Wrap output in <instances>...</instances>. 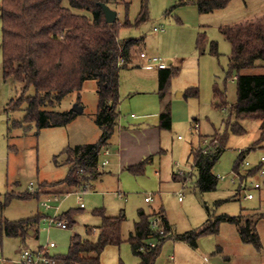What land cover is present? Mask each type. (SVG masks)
<instances>
[{
    "label": "rangeland",
    "instance_id": "1",
    "mask_svg": "<svg viewBox=\"0 0 264 264\" xmlns=\"http://www.w3.org/2000/svg\"><path fill=\"white\" fill-rule=\"evenodd\" d=\"M141 1L118 0L111 6L118 13L120 24L127 19L135 21L141 10ZM173 5L170 0H150V20L140 27L120 30V39L143 38L142 50L166 62L176 59V64L179 63L177 68L180 69L179 75L171 79L163 100L159 95L160 72L154 74L156 87L150 84L145 87V92L139 94L132 93L133 81L137 77L133 73L144 72L131 65L122 70L120 123L124 119L137 126L143 122L152 126L158 121L151 115L156 113V108L161 113L170 111L172 116L171 129L162 130V153L154 156L141 176L128 171H115L111 158L101 155V161L107 159L109 164L103 167L104 162H101L100 168L104 174L93 188L82 190L61 185L41 189L44 183L60 182L68 176L71 165L66 162L69 155L64 151L67 148L94 144L100 140L102 130L95 120L98 84L96 80H89L82 91L71 93L61 103L43 109L76 112L77 117L67 126L40 130L35 123L16 126L17 122L24 120L27 105L14 109L10 104L21 97L25 83L14 77L4 78L0 57V218L19 221L38 213L48 216L41 223L38 236L29 238L25 243L20 239H0V264H18L25 250H37L49 243L56 245L51 250L52 255L68 254L75 236L86 239L89 228L98 229L101 226V217L93 212L102 208L109 217L125 216V222L122 226L123 243L107 246L101 255V264H119L120 261L123 264H140V258L133 253L129 242L140 210L148 215L163 211L173 235L201 229L210 215L215 218L244 214V220L256 222L263 245L259 251L245 244L241 240L239 227L225 221L218 234L202 237L196 250L185 242L168 240L156 264H264V187L261 191L251 189L249 193L255 195V199L247 200L248 192L242 189L241 178L235 172L241 153L245 155L244 162L250 164V167H246L244 162L241 163L239 172L242 175L261 165L264 141L257 142L262 134V121L257 118L237 120L231 114L238 100L237 74H229L232 45L220 30L222 26H233L249 19L264 22V0H233L225 10L205 15L199 13L196 27L193 23L181 22L177 9L170 11ZM64 6L70 7L68 1H64ZM74 12L88 15L82 11ZM156 27L163 28L165 32H156ZM201 34L205 38L199 44ZM213 42L218 44V56L211 53ZM244 74H264V69L248 70ZM149 75L146 79H151ZM190 88L199 90L198 98L181 97ZM216 88L226 92L228 107L224 110L220 109L215 99ZM35 94L34 88L27 91V96ZM227 119L233 125L239 124L245 133L238 135L231 126L227 128ZM196 124L198 129L195 128ZM223 134H227V143L214 174L224 179H220L216 191L200 192L195 188L198 172L193 166L192 150L208 146L216 135ZM180 174L188 181L184 183L175 176ZM247 178L248 186L257 179L262 180L258 174ZM75 192H81L82 200ZM28 193H38L39 198H15L3 206L7 194ZM50 195L59 196L60 201L47 210L42 203ZM148 197L152 198L151 202H146ZM70 210H77L72 216L74 224L71 227L62 229L57 224L50 225L49 219L60 220Z\"/></svg>",
    "mask_w": 264,
    "mask_h": 264
},
{
    "label": "trees",
    "instance_id": "2",
    "mask_svg": "<svg viewBox=\"0 0 264 264\" xmlns=\"http://www.w3.org/2000/svg\"><path fill=\"white\" fill-rule=\"evenodd\" d=\"M68 1L70 7L64 6ZM118 0H0V57L5 79L14 77L25 83L21 97L11 102L10 107L17 109L25 104L26 116L16 126L35 123L40 130L47 127H61L70 124L77 113L55 112L43 110L46 106H55L65 97L74 92H80L89 80L98 84V109L96 123L102 130L101 138L94 144L79 145L67 148L64 153L69 155L66 160L71 165L66 179L55 183H44L46 187L61 185L69 188L88 190L102 176L100 171L101 154L106 150L118 126L120 117V73L133 62L142 59L141 42L143 39H120L122 28L140 27L150 20V0L141 1V10L134 22L129 19L120 24L106 21L100 4L112 6ZM233 0H179L170 9L194 4L200 14H213L229 7ZM129 6V4H128ZM127 6V8H128ZM82 11L88 15L75 13ZM225 38L232 45L230 59V75L237 74L238 100L232 107V113L237 120L251 118L262 121V134L257 144L264 141V74H244V71L264 69V22L259 19L249 20L233 26L220 28ZM205 38L201 34L198 43ZM200 47V46H199ZM211 53L218 56V44L212 43ZM179 68L169 66L159 73V95L165 99L170 88L171 79L178 76ZM34 88L35 96H27V91ZM215 99L220 109L228 107L225 91L215 89ZM185 97L198 98L199 90L190 88ZM230 114V116H231ZM227 128L231 126L234 133L243 135L245 130L226 120ZM160 127L170 130L172 116L170 111L161 113ZM227 143V134L216 135L206 147L193 149L191 158L198 172L195 183L196 190L208 193L217 190L219 179L214 169L219 163ZM63 154V153H62ZM245 155L242 154L235 167L239 172ZM154 159L150 156L137 165L125 169L136 176L145 173L146 167ZM58 162V156L55 158ZM262 165L248 171L243 178L256 175ZM241 174V173H240ZM242 175V174H241ZM184 183L187 177L175 175ZM7 206L13 199L39 198V194L26 195L7 194ZM77 210H70L60 218L67 220L69 227L74 224L72 216ZM94 215L101 217L102 224L98 229H88L86 239L75 236L69 252L57 256L61 264H101V255L109 245H121L122 226L125 216L109 217L105 209H96ZM162 214V213H156ZM156 214L148 215L145 211L138 212L139 220L135 231L130 235L129 242L133 253L140 258V264H156L163 246L168 240L185 242L197 249L199 240L204 236L219 233L223 222L228 221L239 227L241 240L257 250L263 248L257 224L238 217H213L210 215L206 224L198 230L181 235H173L166 217V236H160L151 227V220ZM48 216L38 213L34 217L19 221L0 218V239H20L25 243L30 232L38 236L40 226ZM151 242L156 246L152 247ZM119 264H123L120 261Z\"/></svg>",
    "mask_w": 264,
    "mask_h": 264
},
{
    "label": "crops",
    "instance_id": "3",
    "mask_svg": "<svg viewBox=\"0 0 264 264\" xmlns=\"http://www.w3.org/2000/svg\"><path fill=\"white\" fill-rule=\"evenodd\" d=\"M170 1H172L174 3L173 6H175L179 2V0H170ZM191 1H193V0H191ZM176 9H177L176 13H177L179 19L181 20V22L185 23L187 21L188 23H193L194 27H196L198 25V21H199V15L198 14L200 12H199V9L196 5H194V4L189 5V6L186 5V6H182V7H177ZM248 10L249 9L247 8L246 13ZM202 15H205V14H202ZM249 20H254V19H249ZM249 20H247V21H249ZM242 23H244V22H242ZM156 32H159V31H156ZM164 32H165V30L163 31V33ZM143 52L146 53L150 57H159V56L149 55L144 50H143ZM159 58H161V57H159ZM166 63L168 64V66L172 65L175 68H177L179 66V63H178V65L176 64V59H174V60L169 59V61ZM131 67L136 68V70H142V72H144V73H140V74H136V72L133 73L137 77L133 81L134 83H133L132 93H139V94L143 93L146 90L145 87L150 85V84H152L153 87L154 86L156 87L157 78L155 77V75L157 74V72L159 73L161 71L160 69H158L155 66L147 64L146 60H144V59H141L139 61L134 62L133 64H131ZM145 73L151 74V79H146V77H148L150 75L145 74ZM126 74L128 75V72ZM138 75H142V77H139ZM158 85H159V82H158ZM122 89H123V84H122V71H121V74H120V99H121ZM184 95L185 94H182L181 97L182 96L184 97ZM155 111H156V113H153L151 115L154 116L155 118H157L158 121L155 122L152 126L145 124L144 122L142 125L137 126V124H135L134 122L128 123L124 119H121V123H120V121H118V126L116 128V131H115V133H114V135L110 141L109 147L107 148V150H109V155L103 154L104 152L101 154L104 156V158H109V157L111 158L112 167L115 168V171L122 173L125 171V169L127 167L137 165L150 156H156V155H159L160 153H162V151H163L161 149V147H162L161 146L162 145V141H161L162 129L160 127L161 110H159V108L158 109L156 108ZM132 117L135 118L134 115ZM119 120H120V117H119ZM105 160L109 164V160L104 159L103 161H101V159H100V165H101V162H105ZM101 168H100V171H101ZM159 213L164 214L163 211H161ZM164 216L166 217L165 214H164ZM168 224H169V222H168ZM169 226H170V224H169ZM170 228H171V226H170ZM34 237H37V236H36V234L32 233L30 238H34ZM198 247H199V244H198ZM18 264H20V261Z\"/></svg>",
    "mask_w": 264,
    "mask_h": 264
},
{
    "label": "built area",
    "instance_id": "4",
    "mask_svg": "<svg viewBox=\"0 0 264 264\" xmlns=\"http://www.w3.org/2000/svg\"><path fill=\"white\" fill-rule=\"evenodd\" d=\"M155 30L160 31V32L164 31L163 28H161V29L156 28ZM141 57H142V59L146 60L147 64L155 66L160 70H166L169 67L168 64L162 58L150 57L146 53H142ZM195 128L196 129L199 128L198 124H196ZM179 139H181V137H179ZM103 152L105 155H109V150L106 149ZM242 154H244V153H241V155ZM244 159H245V157H244ZM244 161L245 160H243V162ZM107 164H108L107 161L102 163L103 166H105ZM243 165L246 167H250V164L248 162H244ZM261 165L262 166L264 165V157L261 158ZM257 174L260 175V178L262 180L257 179V181L251 183V185L248 186L247 180H246L248 178L247 177L243 178V175L237 173V176H240L241 181H242V186H241L242 189L244 191L248 192V194L246 195L247 200H254L255 199V195H253L252 193H249L251 191V189L261 191L262 188L264 187V169L261 168ZM218 179L223 180L224 177H218ZM32 189H33V186L30 187L31 191H32ZM75 193L79 196V199L82 200L81 192H75ZM46 198L47 199L42 203V205L47 210L52 209V204L58 203L60 201V197L57 195H50V196H47ZM151 201H152L151 197L146 198V202H151ZM83 207L84 206L82 204L81 208H83ZM49 222H50V225L57 224L58 227H60L62 229H68L69 228V222L65 221V220H61V219L57 220V218H52V219H49ZM151 227L155 232L159 233L160 236H166L167 227L165 224V219H164L163 214H156L152 218ZM150 245L152 247H155L156 243L151 242ZM55 248H56L55 243H49L46 247H41L37 250H25L22 254L20 264H61V262L57 259V256L52 255V253H51V250L55 249Z\"/></svg>",
    "mask_w": 264,
    "mask_h": 264
},
{
    "label": "water",
    "instance_id": "5",
    "mask_svg": "<svg viewBox=\"0 0 264 264\" xmlns=\"http://www.w3.org/2000/svg\"><path fill=\"white\" fill-rule=\"evenodd\" d=\"M100 6L102 7V9L104 11L107 23H109V24L116 23L118 20V13L106 4H100ZM77 111L80 112V110H77ZM32 233L33 232H30V235Z\"/></svg>",
    "mask_w": 264,
    "mask_h": 264
}]
</instances>
